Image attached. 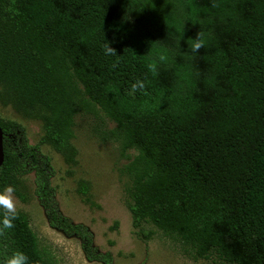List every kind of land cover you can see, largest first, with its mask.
Wrapping results in <instances>:
<instances>
[{
  "label": "trees",
  "instance_id": "1",
  "mask_svg": "<svg viewBox=\"0 0 264 264\" xmlns=\"http://www.w3.org/2000/svg\"><path fill=\"white\" fill-rule=\"evenodd\" d=\"M138 80L147 94L132 91ZM0 84L49 112L39 143L0 119V191L31 174L49 225L79 238L87 260L113 264L60 210L40 144L74 162V117L96 108L122 151L137 152L125 170L140 239L150 223L197 258L264 264V0H0ZM14 224L0 236V264L17 251L52 264L27 218Z\"/></svg>",
  "mask_w": 264,
  "mask_h": 264
},
{
  "label": "rangeland",
  "instance_id": "2",
  "mask_svg": "<svg viewBox=\"0 0 264 264\" xmlns=\"http://www.w3.org/2000/svg\"><path fill=\"white\" fill-rule=\"evenodd\" d=\"M95 110L82 111L74 117V162H67L47 143L40 144L56 171L52 182L62 213L86 225L98 250L112 254L113 264H227L215 255L207 259L195 257L177 236L150 223L141 226L153 232L148 240L136 235L138 230L132 226L127 207L131 178L125 169L137 152H123L120 140L111 136L115 123ZM48 114L44 106L30 107L0 84V119L22 125L31 143L43 138ZM33 190L32 175L21 176L14 195L19 213L27 218L48 260L52 264H102L86 259L79 238L49 225Z\"/></svg>",
  "mask_w": 264,
  "mask_h": 264
},
{
  "label": "clouds",
  "instance_id": "3",
  "mask_svg": "<svg viewBox=\"0 0 264 264\" xmlns=\"http://www.w3.org/2000/svg\"><path fill=\"white\" fill-rule=\"evenodd\" d=\"M215 3H213V7H217ZM205 40L203 37V33L200 31L196 38L192 39V43L190 45L191 51L194 54L199 53V51L204 48ZM104 52L106 55L114 56L116 55V49L107 44L104 47ZM161 62H166L167 57L161 55L159 57ZM149 70L156 74L157 65L155 63L149 64ZM132 91H142L144 94H147V85L144 81L138 80L132 84ZM15 189L13 186L9 185L0 191V209L3 210L4 215L2 220H0V236H2L5 230H10L15 227L14 221L19 217V210L17 206V200L14 195ZM5 264H29V258L23 252L17 251L10 257H8L5 261Z\"/></svg>",
  "mask_w": 264,
  "mask_h": 264
},
{
  "label": "water",
  "instance_id": "4",
  "mask_svg": "<svg viewBox=\"0 0 264 264\" xmlns=\"http://www.w3.org/2000/svg\"><path fill=\"white\" fill-rule=\"evenodd\" d=\"M3 133L2 130L0 128V166L3 162V158H4V153H3Z\"/></svg>",
  "mask_w": 264,
  "mask_h": 264
}]
</instances>
